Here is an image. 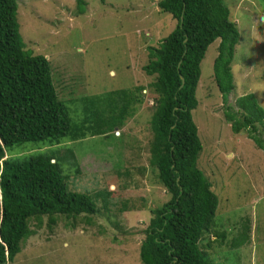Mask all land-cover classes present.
<instances>
[{"label":"rangeland","instance_id":"rangeland-1","mask_svg":"<svg viewBox=\"0 0 264 264\" xmlns=\"http://www.w3.org/2000/svg\"><path fill=\"white\" fill-rule=\"evenodd\" d=\"M16 1L25 49L50 63L58 98L74 101L66 104L70 119L82 117L80 98L136 86L145 90L135 116L113 133L87 135L80 143L64 140L49 147L45 141L20 147L16 157L55 150L63 157L75 191L94 196L104 192L108 205L104 208L102 198L97 199L96 213L88 216L90 224L82 220L85 215L56 225L45 219L39 228L30 222L34 235L12 264H141L142 233L152 211L170 197L149 165V120L156 95L151 91L154 77L145 75L143 67L148 63L147 48L167 37L176 21L159 12L160 0H83L81 14L77 0ZM223 3L240 35L229 102L235 106V99L253 94L264 109V0ZM218 44L217 39L208 47L201 62L198 106L192 112L202 145L198 168L212 183L218 198L214 224L225 234L224 243L211 245L207 254L212 264H264V154L245 132L234 134L224 119L212 70ZM243 223L249 226L250 242L241 245L238 233Z\"/></svg>","mask_w":264,"mask_h":264},{"label":"trees","instance_id":"trees-1","mask_svg":"<svg viewBox=\"0 0 264 264\" xmlns=\"http://www.w3.org/2000/svg\"><path fill=\"white\" fill-rule=\"evenodd\" d=\"M76 8L78 14L83 12V0H77ZM157 9L169 14L176 25L156 47L147 48L148 63L143 67L145 75L154 77L151 91L156 95L149 120V165L170 197L152 211L141 236L139 260L141 264H212L207 251L211 245H222L225 234L214 224L218 198L212 183L198 168L202 145L192 112L198 106L200 65L215 40L219 44L213 80L224 119L234 134L245 132L263 154L264 109L253 94L235 99V106L229 102L235 90L231 70L240 35L223 0H160ZM17 11L16 0H0V264H12L34 235L30 222L39 228L45 219L56 225L85 215L82 220L90 224L88 216L96 213L97 199L102 198L104 208L108 205L104 192L94 196L75 191L63 157L55 150L36 153L33 148L36 152L16 157L20 147L45 141L49 147L64 140L80 143L87 135L113 133L135 116L145 90L136 86L80 98L82 117L70 119L66 104L74 101L58 98L50 63L25 49ZM247 223L238 233L241 245L250 242Z\"/></svg>","mask_w":264,"mask_h":264}]
</instances>
